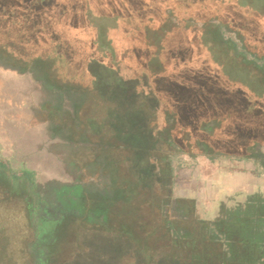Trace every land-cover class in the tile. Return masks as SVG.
Listing matches in <instances>:
<instances>
[{
    "label": "rangeland",
    "instance_id": "374dc122",
    "mask_svg": "<svg viewBox=\"0 0 264 264\" xmlns=\"http://www.w3.org/2000/svg\"><path fill=\"white\" fill-rule=\"evenodd\" d=\"M235 5V1L222 3L216 9L221 15H235ZM146 8L148 12H139L140 23H136V16H130L134 20L126 23L127 28H136L149 14L152 21L144 22V26L155 30V25H160L165 30L161 35L165 40H180L193 33L201 36L215 29L224 43L234 44L236 54L264 70V58L258 54L264 48L263 36L257 33L260 38L256 39L251 32L252 38H247L225 20L211 18L213 5L202 3L184 9L171 3L168 9L155 10V5ZM125 10L128 16L134 12L130 5ZM254 11L264 14V7L245 9L246 13ZM190 13L199 15L202 21H193ZM90 14L87 27L73 28L72 47L89 45L96 39L94 30L98 26H94V18L98 13L90 10ZM250 22L253 27L264 26V16H256ZM245 24L242 23L243 30L248 32L250 28ZM139 35L129 39L131 46L142 45ZM255 42L262 44L256 46ZM199 43L207 49L206 40ZM101 45L107 44L102 41ZM133 63L127 57L118 71L109 73L93 65L86 72L83 69L76 73L67 62L44 60L25 64L16 49L7 51L0 47V131L9 138V142L0 144V264H41L42 253L50 248L54 234L60 242L49 264H95L93 240L95 235L105 234L88 229V225L104 226V216H96L88 209H71L68 224L54 229V223L67 208L58 194L76 185L93 195L88 201L95 204L113 203L116 199L128 204L130 198L126 197L139 191V197L147 195L152 200L159 194L168 227L173 222L180 226L188 222L180 200H194L198 215L208 224L223 214L210 211L206 203L223 204L231 212L232 206L264 201V146L250 143L242 155L229 156L218 149L207 156L200 152L201 148L185 153L180 147L163 145L161 140L167 134L162 131L165 118L159 96L161 91L167 92L166 84L163 79L155 82V78L150 80L143 75L139 79ZM179 71L184 82L199 83L190 66L183 65ZM237 74L236 81L245 80L241 73ZM180 81L172 80L171 89L186 90L190 95L189 88ZM219 138L227 146H232L236 139L264 142L258 131L243 132L235 127L222 132ZM111 142L119 148L110 146ZM168 162L167 167L173 172L171 178L161 174L167 173ZM234 168L242 171L234 172ZM25 174L32 177L31 190ZM169 228L176 236L175 230ZM191 230L201 231L193 224L188 227ZM186 232L178 231L180 235ZM207 233L217 232L209 226ZM219 241L227 243L222 238ZM148 247L143 264H166L168 252L156 251L153 244Z\"/></svg>",
    "mask_w": 264,
    "mask_h": 264
},
{
    "label": "trees",
    "instance_id": "16d2710c",
    "mask_svg": "<svg viewBox=\"0 0 264 264\" xmlns=\"http://www.w3.org/2000/svg\"><path fill=\"white\" fill-rule=\"evenodd\" d=\"M234 1L237 8L233 10L235 15H221L217 11L222 3L230 4ZM234 1L0 0V47L7 51L16 49L25 64L44 60L67 62L69 68L76 73L83 72V69L86 72L88 66L90 70L93 65L109 73L118 71V66L123 65L129 57L134 62V71L139 79L148 76L150 80L155 78V82L163 79L166 84L164 88L167 92L163 90L159 96L165 118L162 131L167 134L161 140L163 145L180 147L185 153L188 149L201 148L200 152L207 156H210L209 152L218 149L229 156L242 155L247 152L250 143L264 146V142L261 144L257 139L242 142L236 139L232 146H227L219 135L235 127L243 132L258 131L264 137V76L260 75L264 74V70L254 67V62L247 61L241 54H236L234 44L224 43L215 29L208 30L201 36L198 33L184 35L174 42L161 37L165 30L160 25L156 24L155 30L144 26V22L152 21L149 14L142 18L141 24H137L136 28H127L126 25L134 19L136 23H140V11L146 13L148 6L155 5V10H161L162 7L168 9L171 3H175L185 9L206 3L213 5L209 14L211 18L225 20L238 34H245L247 38H252L251 32L256 39L260 38L256 36L257 33L264 38V26L253 27L250 22V19L264 14L258 11L245 12L247 8L255 10L257 7H264V0ZM127 5L134 11L129 16L124 11ZM90 10L98 13L94 18V26H98V30H94L96 39L89 45L72 47V32L81 25L88 26ZM190 17L193 21H202L197 14L194 16L190 13ZM243 22H247L245 25L249 26V33L244 32ZM139 33V36L142 35V45L131 46L129 39ZM200 40H206L207 49L201 46ZM102 41L107 45L102 46ZM259 44L262 43L255 42L256 46ZM258 54L264 58V48ZM183 65L190 66L199 83L184 82L179 71ZM233 73L236 76L241 73L245 80L236 81ZM88 76L91 77L89 74ZM176 78L182 80V86L189 88L191 96H187L186 90L174 92L171 89L169 83ZM109 145L119 148L112 142ZM167 166H170L169 162L166 164L167 173L161 174L165 178H171L173 172ZM233 171L242 170L234 168ZM25 176L31 190L32 177L30 174ZM141 194L139 191L127 196V199L130 198L128 204L120 202V199H116L115 203L95 204L89 202L93 195L88 194V211L96 213V216H104L106 220L104 226L88 225V229L126 237L146 254L148 246L153 244L156 251L168 252L169 256L165 257L166 260L163 259L166 264H264V232H261L264 216L253 217V210L238 208L211 223L217 233L210 235L207 227L211 224L198 215L194 202L180 200L178 203L188 222L182 226L173 222L169 227L175 230L174 236L161 212V196L158 194L152 200L147 195L139 197ZM64 224L67 225L68 221ZM192 224L201 231H188ZM180 229L187 232L180 235ZM219 238L227 243L222 244ZM59 242L60 237L54 234L50 248L42 253L44 257L41 264H49L50 258L56 256Z\"/></svg>",
    "mask_w": 264,
    "mask_h": 264
},
{
    "label": "crops",
    "instance_id": "0c3cea01",
    "mask_svg": "<svg viewBox=\"0 0 264 264\" xmlns=\"http://www.w3.org/2000/svg\"><path fill=\"white\" fill-rule=\"evenodd\" d=\"M4 142H9V138L8 137L5 138L2 131H0V144ZM190 201H193L196 206V203L194 200H190ZM205 205L207 209H210V211L212 210L217 211L218 213H221V214H227L229 211V208L223 204L219 206L217 204L206 203ZM232 207L233 208H230V209L236 210L241 207L242 209L253 210L255 212V213L253 212L255 214L253 217H259L258 215L264 216V201L263 200H254L253 203L248 202L247 204H244V205L239 204V205L232 206ZM255 222H259V221H255ZM211 223L213 224L214 222H210L209 224ZM212 224H211V227L213 228ZM261 232H264V224L262 226ZM104 234H105L104 236L101 234H99L100 236L95 235V239L93 240L94 245L92 246V253H93V258H94L93 261H95V264H101L102 261L105 264L107 263L108 264H118L120 262H122V264H143L144 253L142 250H140V248H138L136 244L132 243L126 237L125 238L121 237L116 233L108 234V232H104ZM111 240L113 241L112 244H108L111 242ZM118 240L120 241L117 242ZM133 246L135 247V250H133L134 248ZM224 249L226 250L227 247L224 246Z\"/></svg>",
    "mask_w": 264,
    "mask_h": 264
},
{
    "label": "flooded vegetation",
    "instance_id": "af4514ba",
    "mask_svg": "<svg viewBox=\"0 0 264 264\" xmlns=\"http://www.w3.org/2000/svg\"><path fill=\"white\" fill-rule=\"evenodd\" d=\"M88 194L90 193H87L86 191H84V189H82L78 185L68 190L64 189L58 194L59 200H61L63 204H67V208L64 212L63 211L61 212L60 219L54 223L55 224L54 229H58L59 227H61L64 224V222L70 218L71 209H75L76 211L79 212H83L84 210L88 209V198H87ZM75 217L80 218V215L78 216L75 215Z\"/></svg>",
    "mask_w": 264,
    "mask_h": 264
}]
</instances>
